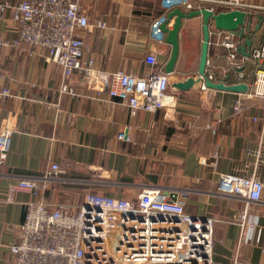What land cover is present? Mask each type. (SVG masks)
Returning a JSON list of instances; mask_svg holds the SVG:
<instances>
[{"label": "crops", "instance_id": "0c3cea01", "mask_svg": "<svg viewBox=\"0 0 264 264\" xmlns=\"http://www.w3.org/2000/svg\"><path fill=\"white\" fill-rule=\"evenodd\" d=\"M240 8L250 23L242 37L232 33L240 57V68L230 66L227 49L209 34L205 75L225 85L246 84L245 91L216 89L197 80L202 42V17L182 20L178 56L168 74L167 95L172 108L154 112L138 109L130 115L104 89L88 87L79 73L69 76L76 95L59 91L60 66L41 56L44 49L27 45L1 50L2 81L12 95L0 96V131L8 128L10 141L0 155V264H13L9 245L16 240L18 224L24 219L30 192L8 191L24 176L46 172L52 163L60 168L55 180L40 192L39 199L69 204L75 208L87 191L134 198L146 187L188 189L185 209L192 215L208 216L213 224V259L220 264H264V186L260 199L218 191L220 173L256 175L264 184V99L245 97L240 114H233L237 97L251 89L258 63L251 57L260 48L264 21V0H247ZM16 5L19 0H0ZM81 11L90 26L81 30L83 56L94 59L96 68L145 75V56L154 51L163 72L170 45L151 33V22L180 5L166 6L163 0H81ZM231 10L212 0H199V9ZM198 9V8H197ZM12 8L0 17V34H16ZM105 20L106 28L95 23ZM173 19H169L170 27ZM216 28L212 21L209 30ZM225 31V30H223ZM251 37L250 55L238 51L245 37ZM33 50L32 53H30ZM222 54V56L220 55ZM232 78L226 81L228 74ZM240 73L242 76H240ZM194 77L192 85L178 89L176 81ZM257 117V120L253 118ZM128 127L129 140L117 134ZM10 196V199L8 197ZM245 222V224H240Z\"/></svg>", "mask_w": 264, "mask_h": 264}, {"label": "built area", "instance_id": "2783aa9c", "mask_svg": "<svg viewBox=\"0 0 264 264\" xmlns=\"http://www.w3.org/2000/svg\"><path fill=\"white\" fill-rule=\"evenodd\" d=\"M212 1L231 10L249 5L247 0ZM80 2L19 0L16 5L0 2V17L5 8H12L16 31L11 38L0 34V53L4 47L22 44L30 49H44L41 54L44 60L53 61L61 68L59 91L70 96L77 92L68 78L79 73L88 87L104 89L109 96L126 105L130 115L140 108L149 112L161 107H166L167 112L172 108L167 95L169 73L157 69L159 61L154 51L145 56L149 65L145 75L102 70L95 67L93 58H84L81 30L88 28L90 23L81 11ZM163 2L166 6L199 9V0ZM164 21L165 17L159 16L151 22V33L158 39L164 36L161 31ZM95 26L103 29L107 23L99 19ZM211 32L217 36V44L227 49L228 64L240 68L244 58L237 52L232 33L218 28L209 30V34ZM251 57L258 63L251 89L236 98L233 114L242 112L245 97L264 99V32L260 48L254 49ZM3 76L0 59L2 97L12 95L2 81ZM206 77L212 79L211 74ZM201 88H205L203 82ZM127 129H122L117 137L129 140ZM9 135L8 128L0 131V155L9 147ZM60 171L59 165L52 163L46 172L21 177L9 185L10 194L24 190L34 197L26 203L16 240L8 247L13 264H220L212 255L214 219L192 215L185 209L188 189L146 187L130 199L87 191L75 208L39 199L40 192ZM263 186L260 178L253 174L220 173L218 177L220 193L242 197L248 202L260 199Z\"/></svg>", "mask_w": 264, "mask_h": 264}, {"label": "water", "instance_id": "95a60500", "mask_svg": "<svg viewBox=\"0 0 264 264\" xmlns=\"http://www.w3.org/2000/svg\"><path fill=\"white\" fill-rule=\"evenodd\" d=\"M194 15H201L202 17V42L199 54L198 73L199 77L197 80H202L205 86L216 88V89H228L235 91H245L246 84L238 83L233 85H225L221 82H215L208 79L205 75V68L207 62L208 48H209V22L212 21L214 26L218 29L230 31L236 36L242 37L245 30H249L250 23L245 27L246 12L240 9H233L228 11L214 12L209 8H201L196 10H190L188 12L182 11L180 8H174L166 15L165 21L161 25V31L165 34V41L170 45V53L165 63L164 70L167 73H172L175 65V61L178 56L179 43H178V32L182 23V20L187 17ZM173 19L171 26H167L169 19ZM260 20L254 25V31L260 26ZM252 39L247 36L244 38L242 43L238 45V51L244 55H250ZM194 77L188 76L186 79L176 81L172 86L178 89H186L194 82Z\"/></svg>", "mask_w": 264, "mask_h": 264}, {"label": "trees", "instance_id": "16d2710c", "mask_svg": "<svg viewBox=\"0 0 264 264\" xmlns=\"http://www.w3.org/2000/svg\"><path fill=\"white\" fill-rule=\"evenodd\" d=\"M161 15V14H160ZM159 15V16H160ZM261 22L263 23V21H264V17L263 16H261ZM221 56H222V54H220ZM231 78H232V72L230 73V74H228V76L226 77V81H229V80H231Z\"/></svg>", "mask_w": 264, "mask_h": 264}]
</instances>
